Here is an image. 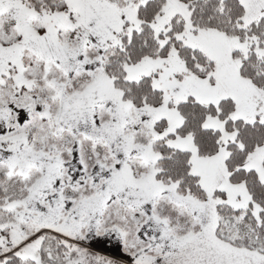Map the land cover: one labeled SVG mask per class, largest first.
I'll return each mask as SVG.
<instances>
[{
    "label": "snow or ice",
    "instance_id": "snow-or-ice-1",
    "mask_svg": "<svg viewBox=\"0 0 264 264\" xmlns=\"http://www.w3.org/2000/svg\"><path fill=\"white\" fill-rule=\"evenodd\" d=\"M0 264H264V0H0Z\"/></svg>",
    "mask_w": 264,
    "mask_h": 264
}]
</instances>
